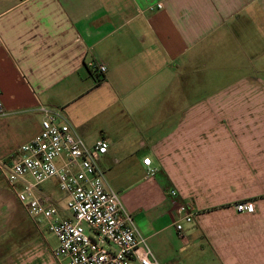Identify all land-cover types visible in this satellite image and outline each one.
<instances>
[{
	"label": "crops",
	"instance_id": "1",
	"mask_svg": "<svg viewBox=\"0 0 264 264\" xmlns=\"http://www.w3.org/2000/svg\"><path fill=\"white\" fill-rule=\"evenodd\" d=\"M0 104L13 137L34 128L18 146L0 126V160L40 132V106L106 140L103 162L125 155L117 192L161 264H264V0H0ZM12 192L0 264H64ZM180 203L195 213L183 235Z\"/></svg>",
	"mask_w": 264,
	"mask_h": 264
},
{
	"label": "built area",
	"instance_id": "2",
	"mask_svg": "<svg viewBox=\"0 0 264 264\" xmlns=\"http://www.w3.org/2000/svg\"><path fill=\"white\" fill-rule=\"evenodd\" d=\"M88 67L100 75L107 72L104 64L92 62ZM39 113L40 132L1 159L0 172L30 219L57 238L54 257L64 264H161L120 194L105 179L100 160L108 153L109 143L86 144L59 109L40 106ZM142 163L146 178L153 177L157 169L152 158L146 156ZM46 183H53L65 196L69 217H61L57 207L43 196L41 186ZM172 196H176L175 191ZM234 209L254 211L251 202L237 203ZM178 214L176 229L183 235L181 222H192L195 213L180 203Z\"/></svg>",
	"mask_w": 264,
	"mask_h": 264
},
{
	"label": "rangeland",
	"instance_id": "3",
	"mask_svg": "<svg viewBox=\"0 0 264 264\" xmlns=\"http://www.w3.org/2000/svg\"><path fill=\"white\" fill-rule=\"evenodd\" d=\"M0 126L2 128V130L4 131V134L6 137L2 138L1 140L6 142V140L8 142H10L11 140L16 141V143H18L20 146V144H22V142L24 140H26L27 138H29V136L31 134H33L34 128H32L29 124L28 127H25L23 130L21 131L18 136L13 137L11 134L13 133V131L15 129H17V127H19V124H17V122H15L14 119H5V118H1L0 119ZM1 130V131H2ZM136 140V138H134ZM6 142V143H8ZM10 142V143H13ZM4 156V155H2ZM108 157V156H107ZM106 157V158H107ZM103 162V157L100 160V166L103 168L104 170V176L105 179L108 181V184L115 190L118 191L120 190V188H123V184L126 182V180L122 179V173H123V168L125 167L124 164L127 161V157H125V155H118L115 157V159L112 157L110 158V156L107 158L106 160ZM110 161V162H108ZM109 169V170H107ZM113 174H115V176L117 178L113 179ZM44 188L47 191H51L53 192L57 197H61L62 199H64V195L57 189V187L53 184V183H46L44 184ZM0 193L1 196L0 198L4 197L5 199L8 198L10 196V194H13L14 192H12V190L9 188V186L6 184L3 176L0 175ZM14 195V194H13ZM121 198V197H120ZM18 203V202H17ZM65 203V201L63 202ZM19 208L22 209V207H20V204H18ZM172 231H174L172 229ZM42 232L44 234V236L46 237V239L48 240L49 244L47 245L45 243L44 240H40V242H38V247L37 249H42V251L45 252V249L49 252H51L53 250V248H56L58 246V240L57 238L51 234L49 231H47L45 228L42 229ZM173 234V232H172ZM52 248V249H51ZM55 250V249H54Z\"/></svg>",
	"mask_w": 264,
	"mask_h": 264
}]
</instances>
